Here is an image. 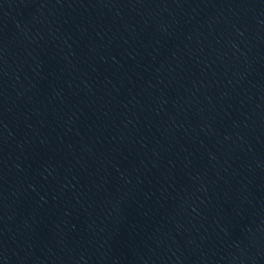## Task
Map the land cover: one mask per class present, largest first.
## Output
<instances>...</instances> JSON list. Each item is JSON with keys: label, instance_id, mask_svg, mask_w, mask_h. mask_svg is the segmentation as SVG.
<instances>
[{"label": "water", "instance_id": "95a60500", "mask_svg": "<svg viewBox=\"0 0 264 264\" xmlns=\"http://www.w3.org/2000/svg\"><path fill=\"white\" fill-rule=\"evenodd\" d=\"M0 264H264V0H0Z\"/></svg>", "mask_w": 264, "mask_h": 264}]
</instances>
